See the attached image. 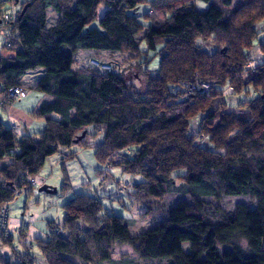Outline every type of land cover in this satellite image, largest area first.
<instances>
[{
  "label": "trees",
  "instance_id": "obj_1",
  "mask_svg": "<svg viewBox=\"0 0 264 264\" xmlns=\"http://www.w3.org/2000/svg\"><path fill=\"white\" fill-rule=\"evenodd\" d=\"M11 3L18 14L7 23ZM140 5L149 7L146 24L135 12ZM50 8L59 15L52 27ZM100 8L103 30L90 27ZM263 22L264 0H0V31L7 30L5 47L14 52L0 58V104H12L11 90L38 68L46 72L34 90L48 98L32 112L45 123L38 139H19L0 120V213L22 190L30 192V177L88 126L104 129L98 161L141 168L145 180L133 184V193L154 213L153 223L132 235L127 218L104 212L99 198L81 193L64 206L62 226L49 224L47 240H31L21 228L30 249H12L0 264H36L29 251L35 244L47 264H114L117 244L131 246L144 261L193 264L185 242L201 260L196 264H264V61L249 66L254 47L264 56ZM201 40H212L216 50L209 53ZM81 49L128 53L143 88L117 66L108 73L77 68ZM152 53L160 57L157 70L148 68ZM241 77L260 96L236 114L225 90ZM126 152L129 157L112 164ZM182 194L188 199L164 208L163 199ZM223 196H247L256 207L238 201L225 210ZM13 237L1 232L4 243Z\"/></svg>",
  "mask_w": 264,
  "mask_h": 264
},
{
  "label": "rangeland",
  "instance_id": "obj_2",
  "mask_svg": "<svg viewBox=\"0 0 264 264\" xmlns=\"http://www.w3.org/2000/svg\"><path fill=\"white\" fill-rule=\"evenodd\" d=\"M204 4V3H201ZM146 6V5H145ZM205 6L202 5V8ZM201 8V9H202ZM145 10L144 5H140L136 10L139 13V20L146 24L144 20ZM102 20V19H101ZM96 20L92 26L103 30V26ZM51 23L52 20L50 19ZM264 22L259 25L262 35L259 39L264 38ZM6 29L0 31V48L6 43ZM203 49L209 53L216 50L212 40L200 41ZM252 62L249 66H256L259 62L264 61V56L259 51L258 47H254L250 53ZM152 57L148 68L150 70H157L159 68L160 57L155 54H150ZM95 58L102 63H110L113 66L119 64L120 71H122L128 78H130L139 89L143 88L142 74L139 69L134 66V60H131L128 53L122 52H97L91 49H81L76 54L75 66L87 68L89 59ZM119 71V72H120ZM244 77L239 78L233 85L225 90V97L228 104V110L236 114L241 113L242 104L252 101L260 96V92L253 89L251 86H242ZM26 89V88H25ZM28 95V91H27ZM26 95V96H27ZM22 101H14L12 104L2 106L0 104V116L8 115L7 111L16 103L20 104ZM8 110H4L7 109ZM197 119V118H196ZM192 121V134L198 133L199 120ZM104 139V129H94L93 126L86 127L82 132L77 134L74 144L69 148H60V151L50 156L35 175L36 184L30 192L22 190L21 196L11 200L8 203L9 219L8 231L14 235L12 244L4 243L1 239L0 231V255L8 257L12 254V249H16L20 253H26L29 244L19 234L21 228H25L27 234L32 238L36 236L39 238L48 239L49 224L62 226L65 221L66 212L64 206L72 201L78 194H87L92 197L99 198L106 213L110 215H117L127 218L130 221V232L132 235L139 234L142 229H146L153 223L154 213L147 211V206L136 199L134 196L133 184L144 181L143 175L140 173L141 168L130 170L125 167L111 166L109 163H104L97 160L95 151L97 146L102 143ZM203 145H208V141L203 139ZM73 154V157L68 159L67 156ZM130 156V152L114 157L112 164L116 161H122ZM144 167V165H142ZM49 186L56 188V193H49L41 191L42 186ZM181 199H188L186 195H169L163 199L164 208H170L175 202ZM204 200L218 203L212 197H204ZM238 201H246L252 208L256 205L250 201L247 196H223L221 200L222 207L225 210H231ZM124 205V207H122ZM255 205V206H254ZM133 222H135L133 224ZM25 231V230H24ZM26 234V232H25ZM26 243H28L26 245ZM235 243L242 248H246V241L242 238H237ZM35 244V242H34ZM183 248L193 264L201 262L191 254L189 250V243H183ZM30 249V248H29ZM30 253L35 257L36 264H47L40 249L35 244ZM114 264H159L157 261H144L138 257L135 250L129 245L117 244L113 248ZM215 256H209L208 261L214 262Z\"/></svg>",
  "mask_w": 264,
  "mask_h": 264
},
{
  "label": "crops",
  "instance_id": "obj_3",
  "mask_svg": "<svg viewBox=\"0 0 264 264\" xmlns=\"http://www.w3.org/2000/svg\"><path fill=\"white\" fill-rule=\"evenodd\" d=\"M144 7H145V10L147 11L149 10L148 6H144ZM105 12H106L105 8L99 9L98 20H101L104 17ZM50 19L52 20L51 23L49 22ZM58 19H59V15L56 14L51 8L47 10V26L48 27H52L53 25L57 24ZM100 24L104 25V21L103 22L101 21ZM13 55H14V52L8 49L7 47H5V44H3L2 47L0 48V58H9V57H12ZM76 67L81 68L80 66H76ZM45 72L46 70L44 68H38L24 75L20 79V83L28 91L27 97L21 100L22 102L20 104L15 103L10 109L9 108L4 109V110L9 109L7 111L8 115H5L4 117L0 116V120L7 127L14 129L19 139H21L22 137H26V136H34L36 139H38L39 134L44 129V126H45L44 120L41 118H36L32 116V112L42 102L48 100V98L43 93L34 90V87L38 84V82L44 76ZM28 228H27V231H28ZM27 235H28V238H30L31 240H35L36 238H39V236L32 238L29 234Z\"/></svg>",
  "mask_w": 264,
  "mask_h": 264
},
{
  "label": "built area",
  "instance_id": "obj_4",
  "mask_svg": "<svg viewBox=\"0 0 264 264\" xmlns=\"http://www.w3.org/2000/svg\"><path fill=\"white\" fill-rule=\"evenodd\" d=\"M9 2L10 0H3V3L5 4H9ZM9 6H10V11L4 15V19L7 23L15 22L17 19V14H18V8L15 7V4L11 3ZM7 44L8 46L10 45L9 43ZM89 65L92 68L100 71L101 73L115 72V66H113V64L102 63L95 58L89 59ZM116 66H119V64H116ZM204 88L208 89L209 87L205 85ZM10 93H11L12 101L22 100L27 95V91L24 86H18V87L13 88ZM3 103L4 102L2 101V104ZM29 182L31 185H35L36 184L35 177H30ZM8 213H9V210L7 207H4L0 213V231L5 233L6 235H11L12 232L8 231V226H7L8 225Z\"/></svg>",
  "mask_w": 264,
  "mask_h": 264
},
{
  "label": "water",
  "instance_id": "obj_5",
  "mask_svg": "<svg viewBox=\"0 0 264 264\" xmlns=\"http://www.w3.org/2000/svg\"><path fill=\"white\" fill-rule=\"evenodd\" d=\"M40 190L41 191H46V192H49V193H56L57 192V190H56V188H52V187H49V186H42L41 188H40Z\"/></svg>",
  "mask_w": 264,
  "mask_h": 264
}]
</instances>
